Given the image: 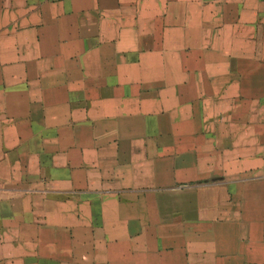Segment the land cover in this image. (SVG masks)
Masks as SVG:
<instances>
[{
    "label": "crops",
    "instance_id": "0c3cea01",
    "mask_svg": "<svg viewBox=\"0 0 264 264\" xmlns=\"http://www.w3.org/2000/svg\"><path fill=\"white\" fill-rule=\"evenodd\" d=\"M0 264H264V0H0Z\"/></svg>",
    "mask_w": 264,
    "mask_h": 264
}]
</instances>
